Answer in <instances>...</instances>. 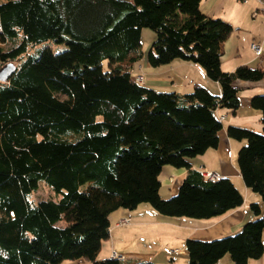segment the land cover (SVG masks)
I'll use <instances>...</instances> for the list:
<instances>
[{"label": "trees", "instance_id": "obj_1", "mask_svg": "<svg viewBox=\"0 0 264 264\" xmlns=\"http://www.w3.org/2000/svg\"><path fill=\"white\" fill-rule=\"evenodd\" d=\"M201 6L202 0L0 3V68L17 64L0 81V264H123L98 260L110 216L120 209L150 204L168 218L209 220L243 205L230 179L210 181L190 160L218 147V111L240 107L235 82L263 81L264 69L224 73L234 28ZM144 29L156 35L146 55ZM48 42L65 49H39ZM10 43L17 44L4 50ZM143 60L152 68L199 65L222 95L201 86L190 94L156 92L135 81ZM251 105L262 113L263 133L230 127L228 134L247 142L239 171L262 206L251 205L256 219L238 234L189 239L190 264H218L226 255L248 264L264 255V96ZM165 166L188 171L169 200L160 196ZM41 183L60 200L31 201Z\"/></svg>", "mask_w": 264, "mask_h": 264}, {"label": "crops", "instance_id": "obj_2", "mask_svg": "<svg viewBox=\"0 0 264 264\" xmlns=\"http://www.w3.org/2000/svg\"><path fill=\"white\" fill-rule=\"evenodd\" d=\"M201 9L207 17L221 19L234 28L225 44L221 61L224 73H233L241 66L264 69V53L258 57L251 50V45L255 42H261L264 48V6L258 0H249L247 3L242 0H202ZM134 71L135 76H144V86L156 92L190 94L196 86H201L215 96L222 95L221 86L211 80L202 67L192 63L175 61L163 67L152 68L143 60ZM235 86L239 90L240 107L237 111H218L219 118L225 117L223 129L219 133L218 147L190 160V164L199 172L204 170L216 173L219 179H230L242 194L243 205L223 217L209 220L168 218L146 204L133 211L120 209L110 216V237L103 242L99 256L106 252L103 259H111L114 254H119L126 260L123 264L143 261L153 264H189L186 248L189 239L213 241L235 235L245 224L256 219L251 205L262 206V198L246 186L238 166V154L247 142L231 138L228 131L230 127L252 131L262 129V113L252 107L251 100L256 96H264V80L237 81ZM187 172L186 169L172 166L162 169L159 177L162 199H171L179 193ZM122 219H128L130 223L120 226L119 221ZM143 230L148 233H143ZM262 239L264 243V233ZM172 250L182 253L169 255ZM64 264L88 263L86 260H79ZM218 264L234 262L226 255ZM248 264H264V255L259 260H250Z\"/></svg>", "mask_w": 264, "mask_h": 264}, {"label": "rangeland", "instance_id": "obj_3", "mask_svg": "<svg viewBox=\"0 0 264 264\" xmlns=\"http://www.w3.org/2000/svg\"><path fill=\"white\" fill-rule=\"evenodd\" d=\"M10 0H0V3H6ZM144 34H143V37H142V53L143 54H147V52L149 51L151 45L153 44L154 40H155V33L150 30V29H144ZM18 43V42H17ZM17 43L15 44H8L4 47V50H8L10 48H12L13 46H15ZM43 48H50L54 53H60L62 52L64 49H65V46L63 45H57V44H54V43H51V42H48V43H44L42 45H40V48L39 49H43ZM36 49L32 50L31 53H35ZM13 64V63H12ZM15 65V64H14ZM17 66V64L15 65ZM4 68V67H2ZM0 68V70L2 69ZM135 72V71H134ZM174 91H177L179 92L178 90H174ZM172 93V92H170ZM254 131V130H253ZM256 133H263V127L260 131H254ZM30 200L31 201H34V202H39V201H45V200H54V201H59L60 200V197L57 196L45 183H41L40 184V187H39V190L36 192V193H33L31 196H30ZM163 200H169V199H163ZM146 205H150V204H146ZM144 206V205H143ZM151 206V205H150ZM148 229H150L148 227ZM143 233H148L147 230H143ZM146 236V235H145ZM105 254H102L100 256H98V260H106V259H103L105 258L104 256L106 255V252H104ZM119 255V254H118ZM121 256V255H119ZM123 257V256H122ZM86 262L88 264H92L90 261L86 260ZM190 262V261H189ZM82 263V262H81ZM190 264V263H189Z\"/></svg>", "mask_w": 264, "mask_h": 264}, {"label": "built area", "instance_id": "obj_4", "mask_svg": "<svg viewBox=\"0 0 264 264\" xmlns=\"http://www.w3.org/2000/svg\"><path fill=\"white\" fill-rule=\"evenodd\" d=\"M243 2L247 3L249 0H242ZM258 3L262 6H264V0H258ZM251 50L258 56L261 57L264 53V48L261 44V42H255L251 45ZM135 81L139 84H144L145 82V78L142 74H138L135 76ZM221 122L224 121L225 117L222 116L219 118ZM200 173L202 174V176L210 181H216L218 180V175L216 173H211V172H207L204 170H201ZM130 223V221L128 219H122L119 221V225H128ZM182 252L178 251V250H172L169 251V255H177V254H181ZM112 259H116L121 263H124L126 260L124 257L119 256L118 254H114L112 256Z\"/></svg>", "mask_w": 264, "mask_h": 264}, {"label": "water", "instance_id": "obj_5", "mask_svg": "<svg viewBox=\"0 0 264 264\" xmlns=\"http://www.w3.org/2000/svg\"><path fill=\"white\" fill-rule=\"evenodd\" d=\"M16 72V66L12 63L7 64L0 70V81L7 82L10 77Z\"/></svg>", "mask_w": 264, "mask_h": 264}]
</instances>
